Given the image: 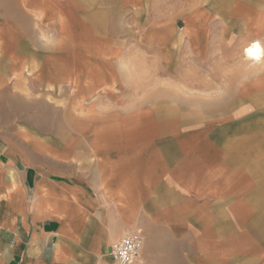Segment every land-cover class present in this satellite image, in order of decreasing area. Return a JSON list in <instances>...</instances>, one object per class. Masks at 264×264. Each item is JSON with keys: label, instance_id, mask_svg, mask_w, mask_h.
<instances>
[{"label": "crops", "instance_id": "obj_1", "mask_svg": "<svg viewBox=\"0 0 264 264\" xmlns=\"http://www.w3.org/2000/svg\"><path fill=\"white\" fill-rule=\"evenodd\" d=\"M107 1L0 0V59L15 75L40 57V84L73 85V104L89 105L98 122L78 131L88 144L71 167L33 163L11 135L0 138V264H110L111 245L134 231L144 243L133 264H264V131L255 123L264 121V0H176L183 25L144 14L136 34L127 20L112 23L129 0ZM61 30V42L87 49L48 46L45 35ZM251 45L258 62L245 55ZM145 74L168 75L167 101L116 93L157 89ZM177 89L216 92L185 97L208 111L177 119ZM0 98V117L27 107L5 90ZM110 103L135 107L101 113ZM29 106L42 128L47 105ZM177 121L223 124L184 132Z\"/></svg>", "mask_w": 264, "mask_h": 264}, {"label": "rangeland", "instance_id": "obj_2", "mask_svg": "<svg viewBox=\"0 0 264 264\" xmlns=\"http://www.w3.org/2000/svg\"><path fill=\"white\" fill-rule=\"evenodd\" d=\"M110 1L111 0H108L107 2L101 4L104 5V8H109L110 6L112 7V3H115L114 0H112V3H110ZM175 1L176 0H129L128 15H118V9L117 14L112 17V23L113 21L114 23H119L120 20H127L129 33L133 34L140 33L139 20L144 17V14L149 18H160L165 22L178 20L180 21L179 25H183L181 20L183 21L185 14L184 5L179 1H176L175 3ZM165 4H168L171 8H164L166 7ZM96 5L98 7L99 3L97 4L96 2ZM139 7H141V10ZM116 28H118V30H121V28L123 31L125 30L122 26H117ZM73 29H76V27L74 26L71 31H73ZM177 30L179 31V29ZM37 31L38 33H41V28L38 27ZM43 33L46 34L45 31H43ZM48 36L45 35L44 39L45 41H48L47 43L50 47H54L56 45L60 47V43L61 45L67 44L66 47L63 46L64 48L61 46L62 48L59 49L60 51L63 50L71 53L74 52V50L83 49V47L87 45L86 42L77 44L72 38L67 43L61 42L63 38L62 30L59 36L54 32L48 33ZM132 44L134 43H129V45ZM245 55L247 58L255 62L262 59L261 49L256 45L248 46L245 49ZM25 60L26 59H24V61ZM27 60V68L24 69L25 71H21L20 73V71L16 70L14 75V71L11 70V65L9 66L8 59H0V96L2 91L5 90L8 94L17 95L21 102L27 104V107L32 105L34 108H36L37 103L41 100L45 105H47V115L44 117L42 128H39L37 121L33 119V110L31 107L23 109L18 116L14 114L11 116V119H8V117H0V138L11 135V139L13 138L14 141L19 142L25 147V152L33 163L45 162L46 160L44 157H47V163L50 166L53 165L54 162L58 161L62 164H70L71 167V164L75 161L74 156L77 152H79V150H81L79 145L82 143H85L86 145L88 144V132H83V136H80L78 131L88 128L91 122H94L95 125L96 123L98 125V122L94 119L95 117H88L89 105L79 107L73 104V85L62 80L56 81L55 77L53 81L49 82V84H40L41 69L38 66H40L41 58H27ZM68 60L69 59L67 58V61ZM137 62L138 58L135 52L129 57L126 65H129L130 71H136ZM60 75L61 77L63 76V74ZM127 76L129 82H133V85H135L139 75L134 72L128 74ZM143 77L145 81H155L154 85H157V89H137L135 92L139 95H136L135 97L125 96L132 94L133 90L118 89L116 93L122 95V99L125 101L128 100L127 102H133L134 99L131 98H140L141 101L144 100L145 102L150 101L151 98L155 100H158L159 98L161 102L167 101L169 85L168 75H162L161 79L158 74H145ZM159 88H161V90H159ZM175 92L178 100L182 102L180 106H177L178 109L176 110V114L178 115L177 119H179L181 116L183 117L186 112L190 114L203 115V113L208 111V109L205 108L206 106L203 108L200 105L186 106L185 97H188L189 99L193 98L192 101L195 102L199 101L202 97H205L206 99L207 95H210L208 94L209 92L211 93L216 91L207 92L200 90L177 89ZM157 94L159 95L157 96ZM0 101H3V99L0 98ZM134 107L135 106L130 105L117 106L110 103L107 106L105 105L102 107L101 113H109L112 110H118L119 108L127 110ZM257 112H264V107H260V109L258 107ZM79 117H82L83 119L86 117V121L82 118L80 121ZM171 123L174 122L166 121L162 122V125L169 128ZM255 123L258 126V130L262 126V130L264 131V121H258ZM205 124H209L210 129L216 131L218 125L223 123L177 121L176 130H182L185 132L187 126H202ZM242 124L247 125L249 123L241 122L240 125L243 134L247 130V126L244 127ZM107 128H111V126Z\"/></svg>", "mask_w": 264, "mask_h": 264}, {"label": "built area", "instance_id": "obj_3", "mask_svg": "<svg viewBox=\"0 0 264 264\" xmlns=\"http://www.w3.org/2000/svg\"><path fill=\"white\" fill-rule=\"evenodd\" d=\"M144 238L140 232L126 234L111 245L110 264H133L143 247Z\"/></svg>", "mask_w": 264, "mask_h": 264}]
</instances>
